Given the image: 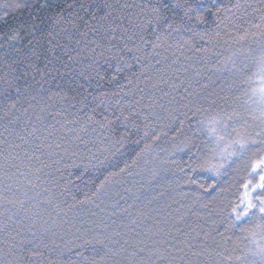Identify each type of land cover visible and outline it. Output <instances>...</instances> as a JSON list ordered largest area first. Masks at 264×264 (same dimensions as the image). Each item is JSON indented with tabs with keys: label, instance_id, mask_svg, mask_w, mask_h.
I'll list each match as a JSON object with an SVG mask.
<instances>
[{
	"label": "trees",
	"instance_id": "1",
	"mask_svg": "<svg viewBox=\"0 0 264 264\" xmlns=\"http://www.w3.org/2000/svg\"><path fill=\"white\" fill-rule=\"evenodd\" d=\"M52 2L73 8L62 18L51 10L32 28V9L0 0L8 5L0 6L7 20L0 22V264H264L256 219L233 228L231 215L241 184L255 182L251 164L264 157V112L252 91L257 67L251 60L244 67L237 54L249 47L259 54V36H238L257 31L264 0H204L222 11L206 13L198 25L171 8L167 15L180 31L162 37L156 49L140 36L155 41L159 30L138 25L157 0ZM187 3L195 7L197 0ZM120 108L139 113V130L122 147L114 141L131 123L116 121L114 131L96 123L101 113L115 119ZM192 153L223 164L218 176L195 177L206 186L215 181V189L186 183L177 166ZM133 160L130 175L96 194L110 172ZM85 239L93 243L80 247Z\"/></svg>",
	"mask_w": 264,
	"mask_h": 264
},
{
	"label": "snow or ice",
	"instance_id": "2",
	"mask_svg": "<svg viewBox=\"0 0 264 264\" xmlns=\"http://www.w3.org/2000/svg\"><path fill=\"white\" fill-rule=\"evenodd\" d=\"M4 8H7V4L0 5ZM14 10H23L25 8L32 9V14L34 16V22L32 24V28L38 27V24L36 21L43 22L41 17L51 11L56 10V17L62 18L63 12L65 9H72L73 4L71 3H63V4H56L53 3L52 0H33L32 3H24L23 0H17V3L13 6ZM151 11L149 13V18L147 19L145 24H140L138 27L141 29V31H147L148 26L152 27L153 32H157L159 30V33L156 35L155 41H149L145 38V36L141 35L140 40L145 44H151V47L153 49H156L160 47V42L162 40V37L167 36L172 31H180L179 27H174L173 23L170 22V18L167 15V11L171 8H178L183 12V16L181 19H187L191 24L198 25L202 24L205 21V14H213L216 16H219L220 12L222 11L221 8L216 7L215 11H213V7H207L204 4V0H197L196 6L194 7L191 4L187 3V0H184L183 3L180 2V0H177V2L174 5H169L166 0H157L156 4L151 5ZM237 10L240 9L241 5L237 3L235 5ZM81 8H84V5H81ZM87 9H85L86 11ZM264 11V10H261ZM95 13L92 14V19H95ZM78 19L84 20L83 16H79ZM262 24L253 25L252 27L256 28V32H251L250 30H243V34L238 36V40L240 41H246L249 37H260V41H258L260 46V52L258 55L255 54V50L249 49L245 52H239L238 55L243 57V60L241 63L244 65V67H247V62L251 60L255 63L257 67V72L254 73V75L258 76V84L259 86L257 88H253V93H258L260 96V105H261V111L264 112V15L261 16ZM0 22L7 23L6 15L0 16ZM85 24H87V21H84ZM186 31H192V28H185ZM195 35V33H193ZM19 36V31H16L14 34L10 35L8 38L15 40ZM200 49H197L199 51ZM94 51V50H93ZM131 51V49H129ZM234 54V55H237ZM71 59V57H70ZM235 63V60L232 61ZM117 71H120V69H117ZM79 95V93H78ZM105 98H107L108 94H103ZM83 99L86 101L87 96H84ZM138 103V102H137ZM12 108H15V103L11 104ZM95 112V110H93ZM189 111H192L191 108H189ZM199 111V110H197ZM120 115L115 116V119L109 118L107 114L101 113L102 119L99 121H96V123L99 125L100 129L102 130H110L114 131V125L116 121H120L121 119L125 122L131 123V128H125V131L119 135L118 138L115 139L114 143L116 145L123 146L124 142L128 139L130 135H133L135 131L139 130V125L136 124V119L139 118V113H136L134 111H130L128 115H124V109H119ZM7 115V113H5ZM187 118V113L183 114ZM196 115V112H193V116ZM89 120H93L94 118L92 116L88 117ZM145 119H147L145 117ZM182 123V122H181ZM215 123V121H214ZM198 128L197 131H200L203 133L205 131V126L203 124V121H198ZM216 128H210L208 129V135L209 137L215 136L216 134ZM166 135V133H163ZM150 133L149 131L145 130L143 133V137H149ZM259 135V133L257 134ZM142 137V138H143ZM151 138L153 141H158L160 139V134H157L155 130L151 133ZM223 137H217V142L222 141ZM135 143L139 144L140 141L137 140ZM185 147H188L191 145V140L189 138H185V140L182 142ZM253 144L257 143L256 141L252 142ZM261 143H264L262 141ZM241 149L245 147V145L239 146ZM151 145L147 144L145 145L144 149H141V152L136 154L137 160L140 158L141 154L150 149ZM179 151H183V148L177 149ZM191 149L189 148V151ZM104 151H109V149H104ZM117 151L119 149L117 148ZM213 152H215V149H212ZM116 153L113 152L112 155L114 156ZM233 155L235 153H232ZM103 163V161H101ZM136 164V160H133L131 164L125 163L123 167L119 168L118 171L110 172L108 176L104 178L103 181L100 182L96 189V194L103 193L106 189V186L111 184L114 178L121 177L122 174H131L132 167ZM179 171L181 173L185 174L186 183L189 186H195V188L202 189L204 192H209V190L215 189L217 187L215 181L212 183L207 184V186L204 183H201L198 179H196V175L199 173L207 172L209 174H212L214 176H218L220 174L219 169L223 167V164L216 166L212 165L210 161L203 159V157L198 156L196 153H192L189 156L188 161L184 162L183 166H177ZM155 173H153V177H155ZM250 177L255 178V182H253L252 179L247 180L246 182H243L240 186L241 195L239 196L238 203L232 208L231 215L234 217L232 221V227H238L240 224H243L245 222L251 223L253 217L256 219L255 227L260 229L261 231H264V157L257 160L255 163L251 164V170L248 173ZM130 191V189L128 190ZM83 203V202H81ZM131 207V205H129ZM123 211H128V209H123ZM133 223L136 221L133 220ZM98 244H103L104 241L100 239L99 237H96L95 240ZM93 241L91 239H85L83 244L80 245V247H84L85 245L91 244ZM127 243V241H125ZM143 251V249H141ZM34 255L37 253H33ZM262 258H264V249H261L259 253ZM78 255H82V253H78ZM85 259H87L85 257ZM91 264H99L98 261L93 260Z\"/></svg>",
	"mask_w": 264,
	"mask_h": 264
}]
</instances>
